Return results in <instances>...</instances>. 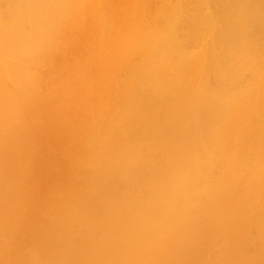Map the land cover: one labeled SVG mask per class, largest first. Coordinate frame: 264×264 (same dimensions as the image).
Listing matches in <instances>:
<instances>
[{"label":"bare ground","instance_id":"obj_1","mask_svg":"<svg viewBox=\"0 0 264 264\" xmlns=\"http://www.w3.org/2000/svg\"><path fill=\"white\" fill-rule=\"evenodd\" d=\"M0 264H264V0H0Z\"/></svg>","mask_w":264,"mask_h":264}]
</instances>
